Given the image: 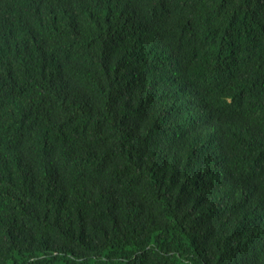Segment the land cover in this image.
Returning a JSON list of instances; mask_svg holds the SVG:
<instances>
[{
    "label": "trees",
    "instance_id": "trees-1",
    "mask_svg": "<svg viewBox=\"0 0 264 264\" xmlns=\"http://www.w3.org/2000/svg\"><path fill=\"white\" fill-rule=\"evenodd\" d=\"M0 264H264V0H0Z\"/></svg>",
    "mask_w": 264,
    "mask_h": 264
}]
</instances>
